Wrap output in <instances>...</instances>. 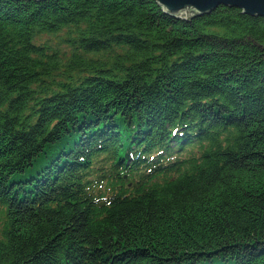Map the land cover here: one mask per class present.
I'll return each instance as SVG.
<instances>
[{"label":"trees","instance_id":"obj_1","mask_svg":"<svg viewBox=\"0 0 264 264\" xmlns=\"http://www.w3.org/2000/svg\"><path fill=\"white\" fill-rule=\"evenodd\" d=\"M0 264H264V17L0 0Z\"/></svg>","mask_w":264,"mask_h":264},{"label":"water","instance_id":"obj_2","mask_svg":"<svg viewBox=\"0 0 264 264\" xmlns=\"http://www.w3.org/2000/svg\"><path fill=\"white\" fill-rule=\"evenodd\" d=\"M163 13L190 20L209 13L219 5L235 7L242 13L264 17V0H156Z\"/></svg>","mask_w":264,"mask_h":264}]
</instances>
